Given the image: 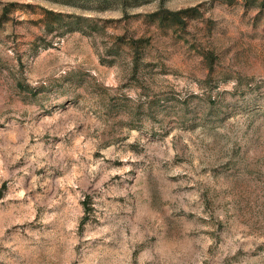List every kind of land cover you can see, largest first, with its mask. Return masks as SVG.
<instances>
[{
    "label": "rangeland",
    "instance_id": "obj_1",
    "mask_svg": "<svg viewBox=\"0 0 264 264\" xmlns=\"http://www.w3.org/2000/svg\"><path fill=\"white\" fill-rule=\"evenodd\" d=\"M260 1L0 0V264H264Z\"/></svg>",
    "mask_w": 264,
    "mask_h": 264
},
{
    "label": "trees",
    "instance_id": "obj_2",
    "mask_svg": "<svg viewBox=\"0 0 264 264\" xmlns=\"http://www.w3.org/2000/svg\"><path fill=\"white\" fill-rule=\"evenodd\" d=\"M246 2H251V1H253V0H245ZM260 3H261V5L264 3V0H261L260 1ZM187 10H189V8H185V9H181V11H187ZM169 12V14H167V13H163L162 15H161V17H160V20H162L163 18H166V17H168V16H170V18H172V20H177L178 22H182V19H181V17H180V11L179 10H176V11H168ZM154 14H156L155 12H153V13H150V14H148V16H153ZM76 21H74L73 23H75Z\"/></svg>",
    "mask_w": 264,
    "mask_h": 264
}]
</instances>
